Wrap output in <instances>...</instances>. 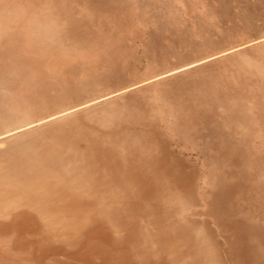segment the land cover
<instances>
[{
  "label": "rangeland",
  "instance_id": "374dc122",
  "mask_svg": "<svg viewBox=\"0 0 264 264\" xmlns=\"http://www.w3.org/2000/svg\"><path fill=\"white\" fill-rule=\"evenodd\" d=\"M92 131L133 166L146 162L162 203L172 198L163 225L171 223L173 242H183L181 229L199 230L214 264H264V0H0V194L18 200L0 206V222L33 214L26 199L41 188L29 179L19 192L21 180L1 179L14 167L26 175L19 156L34 164L33 154L46 153L45 169L58 167L49 146L66 159L88 148ZM73 191L66 205L89 216L88 198ZM152 209L144 208L141 224L156 233ZM91 223L53 239L84 258ZM41 235H30L31 251L56 246ZM11 236L0 238V259L20 260L31 251ZM142 245L138 255L132 248L140 264L148 263L140 255L164 254L158 238ZM188 245L179 250L191 252Z\"/></svg>",
  "mask_w": 264,
  "mask_h": 264
},
{
  "label": "bare ground",
  "instance_id": "6f19581e",
  "mask_svg": "<svg viewBox=\"0 0 264 264\" xmlns=\"http://www.w3.org/2000/svg\"><path fill=\"white\" fill-rule=\"evenodd\" d=\"M248 114L249 113L245 112L246 116ZM81 132L80 128L79 133ZM93 133L94 131L88 133V138L85 137V132L82 133V137L88 140V148L82 147L77 149V152L70 155L67 154L68 157H66V159L63 158V156H58L59 150H56V147L50 145L49 148L55 151L53 154L56 153V159L55 157L53 158L59 161L58 164H56L58 167H50L48 170L45 169L44 166L47 164V161H45L44 157H46V153H42L43 160L40 158V154H33L31 158L32 161L35 162L34 164L24 162L25 158L19 156L16 164L20 162L24 164L26 175H17L18 172L15 171L16 167H14L12 171H9L12 174L6 172L4 177L1 178L4 182L13 177L16 179L15 181L18 179V181L21 180L20 186L18 184L16 186L19 192L26 190L27 184L23 182L29 179L36 180L37 185L41 186V188L40 191H38L39 193L34 191L32 193L33 196L26 199L25 205L31 208L33 214L28 211H23L20 212L21 215L14 218V221H1L0 238H3L2 240L5 242L12 234H16L17 240H15V246H17V248H25L27 251V249L33 245V240H35L32 239L30 235L38 236L41 233L43 235L41 236L47 244L51 242L56 246L46 247V249L44 247L42 253L34 249L31 251L29 248L31 252H25L24 254L26 256H20V260L18 258L13 259V257L8 258L10 256H4L3 259H0L2 261L0 264H25L22 263L21 260L28 261L27 264H42L46 262L47 259H51L58 264H72V262H77L79 258H81V261L85 264H140V262H137L135 259L138 258V254L142 253V244L154 243L156 238L162 242L161 246L165 248L164 254L160 256L159 253L153 252L152 254H147L146 257L140 255L141 258L144 257L143 259L148 262L146 263L144 261L146 264H157L155 263L157 254L161 258L163 264H214L212 259L209 258V255H207V252L210 254L212 253L210 249H206V244L200 236L199 230L195 231L192 229L190 232L181 229L178 231L177 235H185L182 243L173 242L171 238L167 237V234L171 230V223L166 225L163 224L164 222L166 223L168 218L173 216L171 212L173 207L172 198L166 199V204L162 203V201H165L163 198H159V194H161L163 190L160 185H156L154 182L156 177H148L145 174L144 171H147L146 162H143V160L141 163L134 161L133 166V161L121 155V148L117 145L112 148L106 146L105 143L98 140V137L94 136ZM133 145L136 144L132 142L129 147ZM43 149L46 150L47 147L45 146ZM138 149L137 146L132 148L133 151ZM49 161L51 163L52 159ZM70 166L75 170H69ZM52 176L61 179V181L71 182L72 185L63 184V186L58 189V186L55 185L57 184L56 182L47 180V178ZM42 180L50 184L43 186ZM89 180L94 182L92 183V187H86ZM102 183V186L99 185L101 187L100 189H95L94 185ZM136 185L138 188L133 189ZM73 186L78 187L77 192L73 191L75 192L73 194L75 198H88L84 201H86L90 207L92 206L89 216L80 214L79 211L81 212V209L76 210V204L74 206L75 208L66 205ZM84 187H86V189L83 191ZM113 188H118V191L113 192ZM122 191H126L128 196L133 198H118V195L120 197ZM157 191H160L158 195H156ZM61 192L64 193L62 197L60 196ZM53 193L57 194L56 198H52ZM57 198L60 199L57 200ZM13 202H18V200H12V198L5 197V194H0V206L7 207L9 206L8 204ZM148 204L149 206L155 207V209H152L153 212L151 211L152 216H154L150 221H152L155 226L157 224L156 229L157 227L159 229L162 227L161 231L157 229L156 233L151 229L149 232H145L147 226L145 227V225L141 224V220L145 217V215L141 214ZM219 205L222 206L221 204ZM82 212L84 213V210H82ZM147 216H149V214ZM114 217L117 219H113ZM131 218L133 221L132 224L129 225L130 230H127L125 234L123 228L126 226L127 222H130L129 219ZM89 220L94 222V224H89L93 226V231L90 233L87 230L86 233L89 234V240L87 239L83 244L84 258H82V255L78 252H68L62 244L60 245L63 249L59 244V247L57 246L56 240L53 239L54 236L57 238L61 234L60 238H62V241H65V237L71 238L70 234L78 230L79 223H87ZM146 224L149 225V222L146 221ZM45 225L48 229H44L45 227L43 226ZM11 237L7 240L8 243L12 240ZM154 237L155 239H153ZM73 238L74 236L72 235V240ZM60 242L61 240H59L58 243ZM187 244H189V247L191 246L192 251L185 254L179 249H183L185 246L187 249ZM132 248H138L136 256L133 254ZM87 250H89V252ZM89 254L99 255L100 262L97 263L96 258L89 256ZM61 255H64L66 260L62 259ZM49 264H53V262Z\"/></svg>",
  "mask_w": 264,
  "mask_h": 264
}]
</instances>
